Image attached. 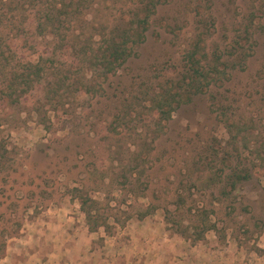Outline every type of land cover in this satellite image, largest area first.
<instances>
[{
  "label": "rangeland",
  "instance_id": "rangeland-1",
  "mask_svg": "<svg viewBox=\"0 0 264 264\" xmlns=\"http://www.w3.org/2000/svg\"><path fill=\"white\" fill-rule=\"evenodd\" d=\"M108 38L130 48L109 75ZM140 256L264 264V0H0V264Z\"/></svg>",
  "mask_w": 264,
  "mask_h": 264
},
{
  "label": "trees",
  "instance_id": "trees-1",
  "mask_svg": "<svg viewBox=\"0 0 264 264\" xmlns=\"http://www.w3.org/2000/svg\"><path fill=\"white\" fill-rule=\"evenodd\" d=\"M153 5L154 4L151 3L149 8L152 7ZM65 8L66 6H65V3L63 2H59V3L51 5V7L48 10V14L45 18V21H44L45 24H43V26L39 25L40 28L41 29H45V28L51 29V27H54L55 24H60L59 19L62 18V11H65ZM147 17H148L147 15L143 16L137 22L136 28H134V32H135L134 35H135V39L138 41L137 43H139L142 40L143 32L147 28L146 26ZM103 42H104V48L101 51L99 63H100V66L102 67V70L107 75H109L113 72L116 66H118L120 63H123L126 60V58L129 56L130 48L126 46V41L124 40L120 42H115L113 38H108L106 41L104 40ZM53 51H57L58 53H60V51L64 52V50H61V48L57 47L55 49H52V52H48L47 50L42 51L41 53H39L38 58L40 59V61L43 57H46V59H49V60L53 59L54 58ZM189 59L194 62L189 68L185 79L188 81L187 82L188 89L192 92V94H199L202 92V90L198 87V82L200 79L204 78V76H202L201 74L203 71L202 66L199 65V62L192 60L193 59L192 54L189 56ZM29 68L31 70H29V73L27 75H24V76L19 75L18 77L19 79H21L22 84L29 85L30 81L31 83L36 84L38 81L37 75H38V72L41 70V67L38 64V62L34 66H29ZM30 75H31V79L29 80ZM15 89L16 87L13 84H10L8 86L7 96L5 95L4 97L9 98V101H10L9 103L12 102L11 99H12V96L14 95ZM160 111H161V105H159V103H156L154 114L157 115V113ZM168 112L166 113V115L168 114ZM78 201L80 205V211L83 213L85 222L88 225V230L90 232H96L97 228L104 227L103 222L102 224L95 226L96 225V223L94 222L95 215H93V212H92V209H93L92 207L94 206L95 202L92 200L83 198V197H78ZM89 204L91 206H88ZM151 209L152 208L150 206L143 207L142 212L138 214V218H142L150 214L152 211ZM205 229H208V228H205Z\"/></svg>",
  "mask_w": 264,
  "mask_h": 264
},
{
  "label": "crops",
  "instance_id": "crops-1",
  "mask_svg": "<svg viewBox=\"0 0 264 264\" xmlns=\"http://www.w3.org/2000/svg\"><path fill=\"white\" fill-rule=\"evenodd\" d=\"M125 259H126L127 262H130L129 264H146L145 261H142V257L141 256L138 258L137 261L136 260H133V259H129L127 257H125ZM165 263L166 262H164V264Z\"/></svg>",
  "mask_w": 264,
  "mask_h": 264
}]
</instances>
